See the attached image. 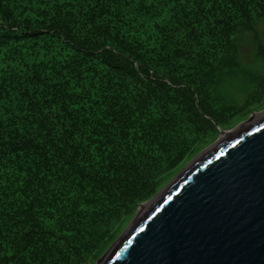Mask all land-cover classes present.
<instances>
[{
    "label": "trees",
    "instance_id": "trees-1",
    "mask_svg": "<svg viewBox=\"0 0 264 264\" xmlns=\"http://www.w3.org/2000/svg\"><path fill=\"white\" fill-rule=\"evenodd\" d=\"M262 31L264 0H0V264L101 256L235 113L211 92Z\"/></svg>",
    "mask_w": 264,
    "mask_h": 264
},
{
    "label": "water",
    "instance_id": "water-1",
    "mask_svg": "<svg viewBox=\"0 0 264 264\" xmlns=\"http://www.w3.org/2000/svg\"><path fill=\"white\" fill-rule=\"evenodd\" d=\"M97 264H264V113L193 159Z\"/></svg>",
    "mask_w": 264,
    "mask_h": 264
},
{
    "label": "rangeland",
    "instance_id": "rangeland-1",
    "mask_svg": "<svg viewBox=\"0 0 264 264\" xmlns=\"http://www.w3.org/2000/svg\"><path fill=\"white\" fill-rule=\"evenodd\" d=\"M261 35L264 40L263 31ZM236 47L237 51L235 52V55L241 72H237L235 75L229 77L230 79L220 82L216 86L214 92H211L214 99H209V104L214 109L212 111L217 112L216 108L219 104H222V106H228L229 104L236 108L235 113L231 116V118H224L220 127L216 126L215 133L206 139L201 149L183 167L175 172V174L161 188V190L180 172H182L193 159L198 157L210 146L222 140L224 135L231 134L236 129L242 127V125L259 118L262 116V113H264V96H258V94H255V92H264V82L261 84L259 80L261 85L255 83L252 84L251 82L248 83V80L254 81V79L258 78L259 76L261 78L264 77V61H262V59L258 58L257 56L255 57L256 53L254 54L252 41L249 37H244L242 43L237 42ZM201 101L203 102L202 99ZM205 110L207 118L213 122V120L216 118L207 109ZM161 190H159L148 201L141 202L140 204L133 207L130 217L127 216V224L123 227L120 234L106 249V251L91 264H97L98 259H100L107 252V250L110 249V247L117 241L120 235L136 219L137 215L141 211V207L151 201Z\"/></svg>",
    "mask_w": 264,
    "mask_h": 264
},
{
    "label": "bare ground",
    "instance_id": "bare-ground-1",
    "mask_svg": "<svg viewBox=\"0 0 264 264\" xmlns=\"http://www.w3.org/2000/svg\"><path fill=\"white\" fill-rule=\"evenodd\" d=\"M254 120H256V119H254ZM247 125V124H246Z\"/></svg>",
    "mask_w": 264,
    "mask_h": 264
}]
</instances>
